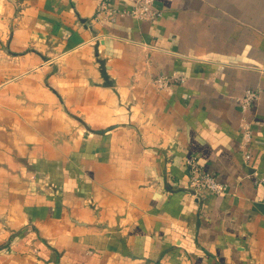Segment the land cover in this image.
I'll return each mask as SVG.
<instances>
[{
	"label": "crops",
	"instance_id": "0c3cea01",
	"mask_svg": "<svg viewBox=\"0 0 264 264\" xmlns=\"http://www.w3.org/2000/svg\"><path fill=\"white\" fill-rule=\"evenodd\" d=\"M101 1L0 0V264H264V0Z\"/></svg>",
	"mask_w": 264,
	"mask_h": 264
},
{
	"label": "built area",
	"instance_id": "2783aa9c",
	"mask_svg": "<svg viewBox=\"0 0 264 264\" xmlns=\"http://www.w3.org/2000/svg\"><path fill=\"white\" fill-rule=\"evenodd\" d=\"M153 0H140L136 6L130 11H120L109 8L106 0H102L97 8L98 13H103L108 20H115L118 16L132 15L136 18L149 20L152 18L160 17L161 12L151 7ZM169 83L164 78H157L156 84L159 87H166ZM258 99V94L253 91H246L240 99L241 109L246 111L252 104ZM242 140L241 149L243 150V161L248 162L250 153L247 151V147L251 140V128L248 122H243L241 125ZM186 175L184 187L187 193L192 197L203 196L204 193H210L213 195H225L227 194V185L220 182L216 177L205 170L200 160L195 154H188L185 158ZM254 174V184L264 185V176Z\"/></svg>",
	"mask_w": 264,
	"mask_h": 264
}]
</instances>
